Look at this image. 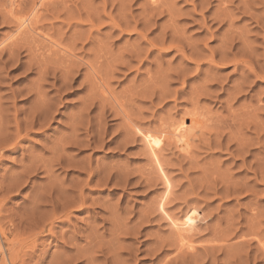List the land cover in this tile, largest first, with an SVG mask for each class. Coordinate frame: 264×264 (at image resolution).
Masks as SVG:
<instances>
[{
  "label": "rangeland",
  "instance_id": "1",
  "mask_svg": "<svg viewBox=\"0 0 264 264\" xmlns=\"http://www.w3.org/2000/svg\"><path fill=\"white\" fill-rule=\"evenodd\" d=\"M12 1L0 0L6 44L37 4L21 0L13 21ZM150 2L49 0L37 34L14 48L22 68L3 50L0 238L17 252L12 264H264V0ZM47 42L69 50L51 55ZM41 99L56 106L43 127L32 120ZM195 110L209 128L193 132L185 156L155 134L152 157L133 130L179 118L198 129L185 114Z\"/></svg>",
  "mask_w": 264,
  "mask_h": 264
},
{
  "label": "bare ground",
  "instance_id": "2",
  "mask_svg": "<svg viewBox=\"0 0 264 264\" xmlns=\"http://www.w3.org/2000/svg\"><path fill=\"white\" fill-rule=\"evenodd\" d=\"M32 1V0H31ZM37 1V4H33L32 6L30 5V7L31 8H29V12H28V14L26 15V17L24 16L23 18H18V19H16L15 18V15H16V9L18 8V7H20L19 6V4L21 3V0H13L11 3H10V5L8 6L9 7V9H8V16L10 17H8V18H6V19H13V21H14V19H16L15 21H16V24L15 23H13V21H12V24H15V31H14V35L12 36V39H13V37L15 38V39H18V38H20L21 36L20 35H22V34H24V33H29V32H34L35 31V28L33 27L34 25H33V23H35L34 21H36V19H39L40 17H38V16H40V15H38V14H40V12L38 11V7L39 6H42V5H44V3H46V2H48L49 0H36ZM150 1H152V2H157L158 3V0H150ZM33 2H34V0H33ZM152 2H150V3H152ZM157 3H155V4H157ZM32 4V3H31ZM38 6V7H37ZM40 8V7H39ZM27 13V12H26ZM4 15V14H3ZM24 15V14H23ZM6 16V15H5ZM37 22V21H36ZM14 26V25H13ZM37 31V30H36ZM36 33V32H35ZM35 33H33V34H35ZM37 34V33H36ZM31 35V34H30ZM40 35V34H39ZM17 36H19L18 38H17ZM26 36V35H25ZM36 36V35H35ZM34 35H33V38L35 37ZM23 37V36H22ZM46 37V36H45ZM27 38V37H26ZM31 38V37H30ZM37 38V40H39L38 39V37H36ZM43 38V37H42ZM8 39L9 38H7V39H5L4 41L2 40L1 42H0V58H1V55H2V53H3V50H5V48L7 47V46H11L10 48V50H9V47H8V50H9V53H7L8 54V59H7V61H6V63H5V65L6 64H9V63H11L12 64V66H16L17 67V69H20V68H22V63H20V59H19V53L17 52V51H15V47L16 46H18L19 45V43H20V41H22V38H20L19 39V41L18 42H16V41H14L15 39H11L10 41V43L9 44H6L7 42L6 41H8ZM25 39V37L23 38V40ZM32 39V38H31ZM31 39H26V42H25V44L27 43V40H30V41H34V39L33 40H31ZM49 39V38H48ZM43 40V39H42ZM41 39L39 40V41H37V42H40L39 44H41V43H43L42 44V46L43 45H46L45 44V42H43ZM42 41V42H41ZM163 41V40H162ZM161 41V42H162ZM226 41V40H225ZM6 42V43H5ZM35 43H37L36 41H34ZM50 42V41H49ZM49 42H47L50 46V50H48V53L49 52H51V55H52V52H56V54H57V51L56 50H58V48L56 49V45H58L57 43H59V42H57V43H54L55 45H53V40H52V42L51 43H49ZM56 42V41H55ZM160 42V43H161ZM223 42V41H222ZM227 42V41H226ZM18 43V44H17ZM163 43V42H162ZM29 44L31 45V43L29 42ZM225 44V43H224ZM21 45H23L24 46V44L22 43ZM28 45V44H27ZM29 45V46H30ZM33 45H34V43H33ZM38 45V44H37ZM162 45V44H161ZM222 45H223V43H222ZM58 46H60L61 47V45H58ZM224 46V45H223ZM226 46V45H225ZM223 47V50H224V53H223V55H222V59H221V61L222 62H225V61H227L226 59H227V57H226V55L228 54V52L227 51H230V49L229 48H227V47ZM31 47V46H30ZM34 47H35V45H34ZM33 46H32V50H36V49H33L34 48ZM38 47V46H37ZM36 47V48H37ZM40 47H41V45H40ZM39 47V48H40ZM46 47V46H45ZM170 46H168V48H169ZM172 47V46H171ZM17 48H19V47H17ZM46 48H48V46L46 47ZM62 48V47H61ZM60 48V49H61ZM175 48V47H174ZM20 49V48H19ZM43 49H44V47H43ZM54 50L55 49V51H52V50ZM59 49V50H60ZM63 50L64 49H66V48H62ZM62 49H61V51H62ZM7 50V49H6ZM7 50V51H8ZM41 50V49H40ZM67 50V49H66ZM65 50V51H66ZM69 50V49H68ZM67 50V51H68ZM43 51V50H42ZM64 51V52H65ZM66 51V52H67ZM33 52V51H32ZM60 52V51H59ZM65 52V54H67ZM181 52H183V51H181ZM231 52V51H230ZM37 53H39V52H37ZM62 53H63V51H62ZM70 54V53H69ZM182 54V53H181ZM40 55H41V52H40ZM71 55V54H70ZM69 55V58L71 57ZM233 55V54H232ZM37 56V55H36ZM53 56H55V53H54V55ZM60 55H58V57H59ZM211 56H212V54H211ZM42 57H45V54L42 56ZM48 56H46L45 57V59L47 58ZM55 57H57V56H55ZM63 57H64V54H63ZM67 57H68V55H67ZM214 57V56H213ZM237 56H235V55H233V58H232V60H230L231 62H233L234 64L236 63V64H245L246 62L243 60H238V58H236ZM51 58V57H50ZM49 58V59H50ZM212 57H210V59H211ZM241 58V57H240ZM48 59V58H47ZM58 59V58H57ZM65 59V58H64ZM71 59H73V56H72V58H70V60ZM78 59V58H77ZM38 60V59H37ZM43 60V59H42ZM55 60V59H54ZM76 60V59H75ZM212 60H214V58L212 59ZM212 60H209V61H211V63L213 62ZM40 61V60H39ZM38 61V62H39ZM48 61V60H47ZM50 61V60H49ZM59 61V60H58ZM74 61V60H73ZM78 61V60H77ZM229 61V60H228ZM51 62H54V61H52V58H51ZM68 63H69V60L67 61ZM81 62V61H80ZM231 62H229L230 64H232ZM47 63V62H46ZM55 63H57V62H54V63H52V66L54 67H56V65H54ZM74 63V62H73ZM81 63H83V62H81ZM4 64V63H3ZM43 64H45V63H43ZM51 64V63H50ZM70 64H72V63H70ZM75 64V63H74ZM225 64H227V62L225 63ZM238 64V65H239ZM40 65H42V64H40ZM76 65V64H75ZM58 66V65H57ZM68 66H71V65H68ZM87 66V65H86ZM236 66V65H235ZM240 66V65H239ZM246 66H247V64H246ZM44 67V66H43ZM67 69L69 68V70H71L70 69V67H66ZM91 68V67H90ZM42 69V71L43 72H45L44 70H43V68H41ZM44 69H46V68H44ZM73 69V68H72ZM88 69V68H87ZM250 69V70H249ZM248 69V74H246V75H253L255 78H259V76H258V74L257 73H255V71L252 69V68H249ZM48 70V69H47ZM46 70V71H47ZM56 70V69H55ZM69 70H67V71H69ZM90 72H91V70H89ZM71 72V71H70ZM88 72V71H87ZM94 72V71H93ZM42 73V72H41ZM68 74H67V76L69 75V72H67ZM43 74V73H42ZM52 74V73H51ZM89 74V73H88ZM45 75H46V73H45ZM40 76V75H39ZM52 76V75H51ZM44 77V76H43ZM50 77V76H49ZM55 77V76H54ZM42 78V77H41ZM50 78H53V77H50ZM47 79V78H46ZM64 79H65V77H64ZM264 79V78H263ZM44 80H45V78H44ZM101 80V79H100ZM38 81H40L39 79H38ZM55 81V80H54ZM67 81V80H66ZM95 81V80H94ZM43 82V81H42ZM63 82V81H62ZM101 82V81H100ZM39 83V82H38ZM37 83V84H38ZM182 83V85H184V81L183 82H181ZM103 85H104V83H102ZM67 85H69V84H67ZM66 85V86H67ZM107 85V84H106ZM181 85V86H182ZM101 86V85H100ZM41 88V87H40ZM39 89V88H38ZM106 89V88H105ZM109 89V88H108ZM182 89H183V87H182ZM181 89V90H182ZM192 90V89H191ZM40 91V90H39ZM166 91V90H165ZM197 91V90H196ZM181 92V91H180ZM110 93V92H109ZM162 93V94H161ZM160 94H159V96H158V98L159 99H161V98H163L164 96H165V94L167 95V93H163V92H161ZM171 93V92H170ZM193 93H194V90H193ZM197 93V92H196ZM196 93H194L195 95H196ZM153 94H154V92H153ZM152 94V95H153ZM191 94V93H190ZM107 95H108V93H107ZM193 95V94H192ZM109 96V95H108ZM107 96V97H108ZM112 96V95H111ZM150 96V95H149ZM163 96V97H162ZM167 96H169V95H167ZM197 97H198V95H196ZM110 97V96H109ZM114 96H112V99L113 100H116L115 99V97L113 98ZM166 97V96H165ZM193 97V96H192ZM191 97V98H192ZM197 97H195V100H196V98ZM43 98V97H42ZM105 98V97H104ZM190 98V99H191ZM109 99V98H108ZM150 99V98H149ZM53 100V99H52ZM110 100H111V98H110ZM152 100V99H151ZM46 101V100H45ZM44 101V99H41V101H40V103L41 102H45ZM51 101V100H50ZM106 101H109V100H106ZM112 101V100H111ZM197 101V100H196ZM46 102H48V101H46ZM192 102V101H191ZM195 101H193L192 102V104L194 103ZM39 103V102H38ZM36 104H37V102H36ZM104 104H107V103H104ZM110 104V103H109ZM116 104H117V102H116ZM195 104V103H194ZM55 105V104H54ZM93 105V104H92ZM114 105H115V103L113 104V106L112 107H114ZM47 106V107H46ZM91 106V105H90ZM89 106V107H90ZM109 106V105H108ZM195 106H196V104H195ZM56 106H53V104H40V105H38V108L36 109V111H34V112H32V120H36L35 122H33V125L34 124H37L38 126H44V125H46L47 124V121L49 122V119H52V116H53V113L55 112V110H54V108H55ZM115 107H116V105H115ZM91 108V107H90ZM102 108V107H101ZM108 108V107H107ZM123 108V106H122V102H121V104H120V101L118 102V105H117V107H116V109L118 110H116V111H113V112H116L117 114H121L122 116H123V113L125 114V113H127L126 111H124V110H126V109H122ZM193 108V110H194V107H192ZM264 108V107H263ZM46 109V110H45ZM56 109V108H55ZM110 109H111V106H110ZM258 109H262L261 107H258ZM42 110H44V111H47V117L45 116H43V121L41 120V117H42ZM104 111V110H103ZM196 111H198V110H195V111H189V112H185V114H187V115H189V116H191L192 118H193V120L191 121V123L192 124H200V127L198 128V129H196V128H186L183 124H182V122H181V119L179 118L178 119V121L176 122V121H174V123L173 124H169V125H165L164 126V130H158V132L157 133H155V132H150V131H148V130H142L140 127H136V126H133V130H134V132H135V134L136 135H139L140 137H141V140L143 141V143H144V145H145V147H146V149L148 150V152H149V154L152 156V157H155L156 158V152L157 151H159L160 150V148H161V145L159 144V143H156V144H154L153 146L151 145L152 144V141H153V139H155L154 137V135L156 134V135H158L159 136V139H161L163 142H171V144H173L175 147H177L179 150H181L183 153H184V155L183 156H185V153L187 154V153H189V148L191 147L190 145H192V147H193V141L192 140H190L191 139V137L194 139V136H192V134H193V132L195 133L196 132V130L197 131H200V130H202L203 129V127L206 129V128H209V127H207L208 125V122H209V120H210V116L208 115V117H210L209 118V120H208V118H207V116L205 117V118H207L206 120H204L205 118L204 117H202L201 115H203V114H200V113H198V112H196ZM81 112H83V111H81ZM119 112V113H118ZM115 113V114H116ZM209 113V112H208ZM31 114V113H30ZM45 114V113H44ZM43 114V115H44ZM207 115V113H204V115ZM0 115H1V113H0ZM3 115V114H2ZM119 116V117H122V116ZM126 115V114H125ZM128 116V114L125 116V117H127ZM2 117V116H1ZM81 117V116H80ZM118 117V116H117ZM4 118V117H3ZM202 118H204V119H202ZM2 119V118H1ZM39 119L42 121L41 123L39 122ZM129 119V118H128ZM5 120V119H4ZM29 120V119H28ZM31 120V119H30ZM124 120H125V122H126V126L127 125H129L130 123H131V121H130V123H129V121H128V123H127V121H126V118H124ZM131 120V119H130ZM208 120V121H207ZM3 121V120H2ZM77 121V120H76ZM76 121H75V123H76ZM81 121V120H80ZM207 122V124H205V123H203V122ZM212 121H213V119H212ZM211 121V122H212ZM5 122V121H4ZM6 123V122H5ZM26 123H27V121H26ZM133 123V122H132ZM15 124V123H14ZM18 124V123H17ZM17 124H16V126H17ZM72 124V123H71ZM77 124V123H76ZM204 124L205 125H207L206 127L204 126ZM31 125V124H30ZM209 125H210V123H209ZM211 125H212V123H211ZM213 125H215V124H213ZM73 126V125H72ZM76 126V125H75ZM74 126V127H75ZM129 126H132V125H129ZM167 126V127H166ZM18 127V126H17ZM16 127V128H17ZM213 127V126H212ZM211 127V128H212ZM2 128V127H1ZM79 128V127H78ZM130 128H132V127H130ZM162 128H163V126H162ZM214 128V127H213ZM216 128V127H215ZM214 128V129H215ZM3 129V128H2ZM7 129V128H6ZM127 129V128H126ZM125 129V130H126ZM16 131L18 130V132L20 131L19 130V128L18 129H15ZM72 130V129H71ZM128 130H129V128H128ZM4 131V129L2 130V132ZM132 131V130H131ZM203 131V130H202ZM5 132V131H4ZM18 132H16V133H18ZM76 133V132H75ZM197 133V132H196ZM200 133H201V131H200ZM1 135H2V133H0ZM134 134V133H133ZM195 135V134H194ZM199 135H201V134H199ZM130 136V135H129ZM135 136V135H134ZM128 137V136H127ZM127 137H126V139H127ZM130 139V138H129ZM133 140H134V138H133ZM126 141V140H125ZM131 141V140H130ZM189 141L191 142L190 144H189ZM90 142V141H89ZM132 142V141H131ZM157 142V141H156ZM66 143H68V141L66 142ZM64 145H66L65 143H64ZM128 145V144H127ZM208 145V144H207ZM55 148V147H54ZM62 148V147H61ZM60 149V148H59ZM191 149V148H190ZM60 151H62V150H60ZM64 152V151H63ZM53 153H54V151H53ZM62 153V152H61ZM158 153V152H157ZM60 155V154H59ZM59 155H55V156H59ZM62 155H64V154H62ZM55 156H52L51 155V157H55ZM190 156H191V154H190ZM189 157V156H188ZM53 159V158H52ZM56 158H54V160H55ZM59 159V158H58ZM68 159H70V158H68ZM53 160V161H54ZM63 160V159H62ZM71 160V159H70ZM50 161H51V159H50ZM59 161V160H58ZM57 161V162H58ZM64 161V160H63ZM55 162V161H54ZM60 162V161H59ZM72 162V161H71ZM75 162V161H74ZM155 162H157V160H155ZM35 162H33V164H34ZM61 163H62V161H61ZM43 164V163H42ZM41 164V165H42ZM72 164V163H71ZM56 165H57V163H56ZM55 165V166H56ZM74 165V164H73ZM72 165V166H73ZM44 166V165H43ZM42 166V167H43ZM75 166V165H74ZM45 167H47V166H45ZM49 168H46V170H48ZM50 170L51 169H49V171H48V174L50 173ZM33 171H35V170H33ZM31 172H32V170H31ZM30 173V172H29ZM28 173V174H29ZM31 174V173H30ZM166 188H168V186H167V181H166ZM54 191V190H53ZM55 192V191H54ZM49 196H50V194H49ZM48 196V197H49ZM40 197V196H39ZM81 197V196H80ZM44 199V198H43ZM71 199V198H70ZM70 201V200H69ZM64 202V201H63ZM69 203V202H68ZM0 231H1V229H0ZM1 234H2V232H0ZM6 242V241H5ZM12 243V242H11ZM181 243V242H180ZM7 244H8V242H7ZM14 244V243H13ZM9 245V246H8ZM7 246H8V248H6L5 247V245H4V242L1 240V238H0V258H1V260L3 261V264L5 263V264H12L13 262H16L17 261V252H16V250H14L11 246H10V244H8ZM181 245L182 246H186V247H188V248H192V246L191 245H189V244H185V243H181ZM13 246V245H12ZM10 247V248H9ZM189 251V250H188ZM191 252V251H190Z\"/></svg>",
  "mask_w": 264,
  "mask_h": 264
}]
</instances>
